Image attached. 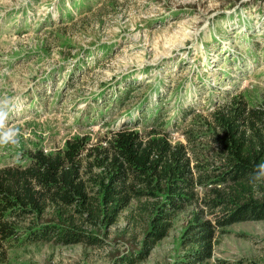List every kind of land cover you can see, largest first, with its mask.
I'll return each instance as SVG.
<instances>
[{"label":"rangeland","instance_id":"obj_1","mask_svg":"<svg viewBox=\"0 0 264 264\" xmlns=\"http://www.w3.org/2000/svg\"><path fill=\"white\" fill-rule=\"evenodd\" d=\"M237 95L264 102V0H0V105L4 128L18 130L17 143L0 145V169L73 137L106 146L124 127L185 142ZM138 204L110 226L81 227L99 244L33 241L9 249L6 264H117L149 229ZM194 209L136 264H179ZM55 217L49 207L16 227L29 235ZM208 264H264V220L227 227Z\"/></svg>","mask_w":264,"mask_h":264},{"label":"trees","instance_id":"obj_2","mask_svg":"<svg viewBox=\"0 0 264 264\" xmlns=\"http://www.w3.org/2000/svg\"><path fill=\"white\" fill-rule=\"evenodd\" d=\"M211 118L199 126L203 131H185V142L174 143L157 128L124 127L111 133L106 146L88 148L89 138L73 137L62 150H37L25 165L1 168L0 264H6L9 249L33 241L99 244L81 227L114 224L136 199L149 229L142 246L117 264L147 258L189 205L195 209L182 235L179 264H208L227 227L264 220V182L251 179L264 162V102L251 106L244 96H233ZM207 137L209 147L199 143ZM207 151L210 160L199 157ZM49 207L58 222L35 224L30 236L19 233L22 219Z\"/></svg>","mask_w":264,"mask_h":264},{"label":"clouds","instance_id":"obj_3","mask_svg":"<svg viewBox=\"0 0 264 264\" xmlns=\"http://www.w3.org/2000/svg\"><path fill=\"white\" fill-rule=\"evenodd\" d=\"M9 115L7 104L0 105V145L17 143L18 130L14 128H4V123ZM253 182H264V162L259 163L251 177Z\"/></svg>","mask_w":264,"mask_h":264}]
</instances>
